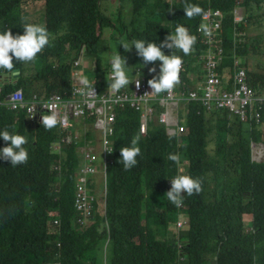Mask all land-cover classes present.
Here are the masks:
<instances>
[{"label": "trees", "instance_id": "1", "mask_svg": "<svg viewBox=\"0 0 264 264\" xmlns=\"http://www.w3.org/2000/svg\"><path fill=\"white\" fill-rule=\"evenodd\" d=\"M122 1L130 3V15L123 20L124 6L118 5L116 23L130 43L145 39L159 45L177 24L188 27L197 37L190 55L179 49H162L165 55L173 52L183 58L179 91L193 89L200 73L195 68L198 55L205 48L196 31L201 15L185 17L184 0ZM188 2L203 10L209 5L222 11L221 43L226 57L217 69L227 74L233 65L230 55L241 56L240 66L246 70L252 92L263 93L264 73L251 68L247 59L262 48L264 0ZM237 4L243 8L245 26L233 21ZM37 5L40 11L33 12ZM22 18L44 24L55 39L35 62L14 61L19 70L16 75L0 69V101L18 88L26 98L33 93L45 97L68 90L72 59L81 50L88 56L96 53L101 29L116 25L101 11L100 0H0V32L10 28L13 35H22ZM253 26L259 28L254 36L249 33ZM234 27L241 32L238 40L231 36ZM134 54L140 59L135 63L141 79L147 82L158 76L160 61L144 65L135 48ZM150 67L156 72L149 73L146 69ZM91 72L86 70L84 75ZM183 107L184 116L177 118L179 124L172 134L156 119L140 133L137 111L129 107L116 110L105 195L97 199L92 191L93 222L84 227L74 222L73 206L82 139L63 143L57 151L54 143L63 134L57 126L46 129L38 117L29 120L24 111L0 103V131L7 128L26 136L29 153L28 162L15 167L0 158V264H50L56 259L55 252H59V264H97L93 251L100 243L102 250L106 243L110 253L103 264H264V153L256 162L251 155L252 142L260 141L264 146L263 129L239 121L228 111L204 110L195 100ZM210 134L214 137L211 148ZM136 135L141 138L138 163L124 170L119 150L130 146ZM7 143L0 138V148ZM169 154H179V162L169 160ZM181 164L185 175L202 180V191L185 194L178 207L165 193ZM57 165L59 170L54 168ZM88 186L93 189L92 180ZM182 212L187 223L175 232ZM54 214L60 221L57 227L51 220ZM244 215L250 216L248 228Z\"/></svg>", "mask_w": 264, "mask_h": 264}, {"label": "built area", "instance_id": "2", "mask_svg": "<svg viewBox=\"0 0 264 264\" xmlns=\"http://www.w3.org/2000/svg\"><path fill=\"white\" fill-rule=\"evenodd\" d=\"M206 10L202 13V17L200 18L201 23L197 26L196 31L201 37L203 36L204 38H207L208 41H205V43L213 48L212 43L218 39L216 36L218 35L219 30L216 31V28L220 26V10L218 8H215L214 11L207 10L208 12H212L210 14L207 13ZM239 14V11H234L233 18L237 19L238 16H240ZM202 26L206 27V32L200 31ZM82 55L83 53L80 52L76 58L72 59L71 63L73 66L81 64L83 60ZM206 56H209L210 59H212L211 61L215 64L222 60V56L217 58L212 53L211 49L200 50L198 57ZM240 64L241 63L238 61L233 62V65L238 69L237 72H233L234 75L231 77H228L227 74L225 76L228 77L227 81L242 85L244 88L236 87L228 89L226 87H219L216 83L217 81H221V76L224 72L217 69L216 66L218 64L209 67L207 62L205 68H203V73L200 79H198L201 83L206 82L207 85H197V88H195L196 90L186 88V95H183L180 91L176 92L174 89L168 93H151L152 89L149 87L148 83L141 78H139V88H137L136 84L133 82L128 85V88L125 87L119 92H113V90L108 87L112 81L111 68L108 71L109 84L107 86L93 84L92 90H87L86 94H83L80 91L82 87L79 83L80 77H77L84 75L83 68H80L71 72L70 86L68 90L58 92L53 91L45 97L33 93L30 99L25 100L21 89L18 88L8 93L0 103L5 104L8 108L13 110H23L29 119L35 117L41 119L42 115H49L52 112H56L58 116V123L56 126L64 133L66 131L70 132L69 128L75 118L80 121L87 120L88 122L94 120L95 124H93V128L90 131H93L98 135V144L91 140H85L82 145L84 146V149L82 147L78 149L81 153L84 166L82 169L79 168L77 177H79L80 181L85 182L86 179L84 175H90V177L95 175L98 171L97 165L100 166L102 175H105V166L112 153L111 135L113 133V120H115L116 110L125 107L126 104L130 105V108L140 114L141 132L145 131L146 121L154 119L162 123L167 130L171 128L176 129L177 124H179V119L177 120L179 117V104H177V101L181 99L186 100L185 97H188V100H197L199 103H202L203 106L207 104L210 105L211 102H214L216 108L224 107V111L234 112L239 118L238 120L243 123H251V121L258 122L261 120V116L264 114V94H253L247 84L246 73L244 72L245 68L240 66ZM137 78L138 77L134 78V80ZM199 89H203V91H199ZM174 95L179 96L175 99ZM251 95L257 96L255 97L256 99L252 98ZM237 98L249 100V102L255 107H252L250 104H246ZM159 104L163 107L160 111L156 108ZM154 112L156 113L154 114ZM256 112H258V114L254 117V113ZM262 121H264V119ZM251 128L253 129V127ZM179 130H182V127H179ZM176 133L178 135L181 132ZM79 136L80 134L76 131H73L71 135L61 136L54 143V148L57 151H60L63 143H70L71 141L76 140ZM104 187L105 185H103V188ZM73 197V206L75 209L74 222L76 220L80 226L91 224L93 222L94 195L88 190L82 188L79 184H75ZM54 215H52V218L54 217L52 224L57 227V225L59 226L60 221L58 216ZM185 224L186 223L180 221L176 223L178 228H181ZM58 256L59 252H55L54 257L56 259L51 264H59Z\"/></svg>", "mask_w": 264, "mask_h": 264}, {"label": "clouds", "instance_id": "3", "mask_svg": "<svg viewBox=\"0 0 264 264\" xmlns=\"http://www.w3.org/2000/svg\"><path fill=\"white\" fill-rule=\"evenodd\" d=\"M183 11L185 17L193 19L202 15L203 9L188 0H184ZM23 34L13 35L10 28L0 32V69L8 73L15 74L17 69L14 61L24 63L35 62L38 54L42 53L45 47L50 46L55 37L48 31L44 24L28 23L27 18H22ZM202 31H207L205 26L201 27ZM197 37L191 34L188 27L177 24L173 32H170L164 40L158 45L154 42L138 39L131 44L128 42L121 43L125 51H129L132 47L136 49L137 55L140 56L144 65L160 61L159 74L153 76L147 81L152 89L151 93L161 94L171 92L180 84V73L183 66V58L180 55H165L162 49H179L187 56L194 51ZM112 81L108 87L113 92H119L127 87L130 83H135L139 88V78L133 79L132 72L129 71L127 61L116 51L111 57ZM149 73L156 72L155 67L148 68ZM79 83L82 85L80 91L86 94L87 90H92L93 84L87 76H81ZM58 123L56 112L49 115L41 116V124L46 129L54 128ZM0 138L7 143V146L0 148V158L10 161L15 167L17 165L26 164L29 159V153L25 145L28 143L27 137L21 134L10 132L7 128L0 131ZM140 136L136 135L131 139L130 146L120 148V162L123 164L124 170H130L137 165V157L141 154L138 146ZM169 160L178 163L179 154H169ZM202 191V180L193 178L190 175H177L171 179V188L165 195L167 199L174 205L179 206L183 202V196H193Z\"/></svg>", "mask_w": 264, "mask_h": 264}, {"label": "rangeland", "instance_id": "4", "mask_svg": "<svg viewBox=\"0 0 264 264\" xmlns=\"http://www.w3.org/2000/svg\"><path fill=\"white\" fill-rule=\"evenodd\" d=\"M118 5H122V7L124 6V9L122 10V12H121V14H122V19L123 20H125V17L127 18V17H129V15H130V3L129 2H127V1H125L124 3H123V1L122 2H119V0H100V9H101V11L103 12V13H105L106 15H108V16H110L111 18H112V20H113V22L114 23H116V17H117V12H118V10H117V7H118ZM209 10V11H214L215 10V8H213V7H210L209 5L204 9V10ZM242 6L241 5H239V4H237L234 8H233V12L234 11H241L242 12ZM203 10V11H204ZM206 10V12L207 13H212V12H208ZM220 10V9H219ZM32 11L33 12H39L40 11V7L37 5V6H34L33 8H32ZM221 12V13H220ZM220 12H219V15H220V17H219V21H220V26H218L217 28H216V31H218L219 30V32H218V35L216 36V38L218 37V39L216 40V41H214L213 43H212V47L213 48H211L210 46H208L206 43H205V38L202 36V38H201V41H202V43L205 45V50L206 49H211L213 52H214V54H215V56L217 57V58H220L221 56H222V59H224V57H226V55L223 53V47H222V43H221V34H222V19H223V14H222V11L220 10ZM240 12V16H238V18L237 19H234L233 18V21L235 22V24L236 23H240V22H242L243 24H244V26H245V23H244V21H245V17H244V15H243V12L241 13ZM35 17V16H34ZM201 17H202V15H201ZM200 17V18H201ZM127 20V19H126ZM255 20V19H254ZM255 21H257V20H255ZM258 22V21H257ZM257 22H255V24H257ZM200 23H201V19H200ZM199 23V24H200ZM254 25V24H253ZM258 25V24H257ZM255 26V25H254ZM252 27L251 29L253 30L252 32H249V33H251L252 34V36H254L255 35V30H259V28H255V27ZM257 27V26H256ZM262 30V29H261ZM201 32H204V31H201ZM231 32V36L236 40H238V39H240V36L238 35V33H241V32H239L235 27L232 29V31H230ZM246 34H249L248 32H245ZM257 34V33H256ZM239 37V38H238ZM215 38V39H216ZM260 38H263L262 39V45H260V47L262 46V48H261V50H260V53L258 52L257 54H253V55H249L248 56V59H247V61H248V63H249V66L251 67V68H253L254 70H255V67H257V65H259L260 64V66H262V67H264V34L260 37ZM213 39V38H212ZM124 42H128L129 44H131L130 43V41L126 38V34L124 33V32H122V29L120 28H118V25H117V23H116V25H112V26H106V27H103L102 29H101V36H100V39H99V42H98V47H99V50H97L96 51V53H93V54H91V55H89V57L90 58H92L91 59V62L88 60V63L87 64H84L83 62H81V64L83 63V65L81 66V69L83 68V71H86V70H89L91 73L90 74H88L87 75V77L89 78V80L90 81H92L95 85H103V86H107V84H109L108 82V71H109V69L110 68H108V65L109 64H111L110 63V61H111V57H112V55L117 51L121 56H122V58H125L126 59V61H127V66L129 67V71L130 72H132L131 74L134 76L133 77V79L134 78H136V77H138V78H140V76H139V74H140V72H139V70H138V66H136V63H135V61H139L140 59L136 56L135 57V54H134V47H132L129 51H125L124 49H123V47L120 45L121 43H124ZM220 48V49H219ZM222 49V50H221ZM81 52L83 53V50H81ZM83 57L82 58H84L85 56H88V55H85L84 53H83V55H82ZM231 56V59H232V62H239V63H242V61H243V58L241 57V56H238V55H235V54H231L230 55ZM227 57H228V55H227ZM137 59V60H136ZM139 59V60H138ZM222 61V60H221ZM221 61L220 62H218V63H216V64H218L216 67L218 68V66H220V64H221ZM197 66H195V68L196 69H198V72H200L199 74L197 73L196 74V86L193 88L194 90H196L195 88H197V85L198 86H206L205 85V82H200L198 79H200V77H201V75H202V73H203V68H204V65H206V63H207V57H198V60H197ZM220 63V64H219ZM237 67L235 66V65H232V69H227V76L228 77H231V76H233L234 74H233V72H237V70L238 69H236ZM133 69H135V70H133ZM108 70V71H107ZM146 70H148V69H146ZM229 71V72H228ZM244 72L246 73V70H244ZM224 75H226V73L225 74H223V76ZM228 77L226 78L225 76H224V78H223V80L221 79V81H217L222 87H226V88H228V89H233V88H236V87H240V86H242V85H239V84H234V83H232V82H229V81H227L228 80ZM246 78H247V74H246ZM248 82V81H247ZM248 84V86H249V88L251 87L250 85H249V83H247ZM178 87L179 86H176L175 88H174V90L176 91V92H178L179 91V89H178ZM243 87V86H242ZM204 89V88H203ZM203 89H199V91H203ZM251 89V88H250ZM14 90H16V89H14ZM14 90H12V91H14ZM185 90V92H180V93H182L183 95H186V89H184ZM192 90V89H191ZM22 91V90H21ZM11 92V91H10ZM9 92V93H10ZM264 92V91H263ZM23 93V92H22ZM8 94V93H7ZM253 94H254V92H253ZM261 94H264V93H261ZM259 95V94H258ZM177 96H179V95H174V98L176 99L177 98ZM252 96V95H251ZM255 96V95H254ZM23 97H24V99L26 100V99H30L31 97H32V95H31V97H29V98H26L25 96H24V93H23ZM257 97V96H256ZM185 98H187V97H185ZM252 98H254L253 96H252ZM184 101H185V99H181V100H178L177 101V104H179L178 106H180V108H181V110H179V117H183L184 116V107H183V105H184ZM189 101H191V100H189ZM195 101H197V100H195ZM186 104V103H185ZM201 105H202V103H200ZM155 105H156V103H155ZM207 105H209V104H207ZM159 106V108L160 109H162L163 107H161V105L159 104L158 105ZM183 107V108H182ZM212 107H214V108H212ZM224 108V107H223ZM223 108H216L215 107V103H212L211 102V104H210V106H203V109L204 110H208V109H211L212 111H215V110H217V109H220L219 111H224V109ZM132 109V108H131ZM19 110H21V109H19ZM134 110V109H133ZM158 110V109H157ZM23 111V110H22ZM227 112V111H226ZM230 114H232V115H235L234 114V112H232V111H228ZM156 112H154V114H155ZM263 113V112H262ZM256 115L258 114V112H256L255 113ZM139 116H140V114H139ZM236 116V115H235ZM26 117H27V114H26ZM29 119V118H28ZM239 119V118H238ZM264 119V114H262V116H261V120H259L258 122H256V121H251V123L250 122H248L249 124H254L255 126H257V127H260V128H262L263 129V131H264V121H262ZM32 120H34V118H32ZM178 120V119H177ZM79 120H77V122L75 121L73 124H72V127H70L69 128V130H70V132L73 130V131H80V128H81V126L82 125H84L83 123H79L78 122ZM114 122V121H113ZM149 122V121H148ZM93 124H95V121L94 120H91V122H86L85 123V126H86V128L88 129V131L87 132H90V130L93 128ZM139 126H140V118H139ZM138 126V127H139ZM75 128H78L77 130H75ZM172 129V128H171ZM170 129H168V131H169ZM140 131V130H139ZM69 131H66L65 133L63 132V134H62V136H68V135H71V133H70ZM141 133V132H140ZM90 134H92V132L90 133ZM169 134H170V131H169ZM172 134V133H171ZM213 135L212 134H210L209 135V137H208V147L209 148H211V147H213ZM76 140H80L79 138H76ZM76 140H74V141H76ZM89 140H91V139H89ZM83 145V144H82ZM82 145H79L78 146V149L80 148V147H82V148H84V146H82ZM251 148L252 149H254V148H259V149H261V150H263L264 149V146H263V144L260 142V141H255L254 143H252L251 144ZM255 152L253 151V150H251V155H252V160H254L255 162L256 161H259L260 159H261V157H262V155H261V157H259V159H258V155H256V154H254ZM80 158H82L81 156H80ZM78 168H77V173H78V170H79V168L81 169L82 168V160L81 159H79V163H78V166H77ZM54 168L56 169V170H59V165H57V166H54ZM97 168H98V172L95 174V177H97V178H99V180L98 181H95V183L92 181V183H94L93 184V188H94V192L96 193H94L95 195H96V198L97 199H101L102 198V196H104L105 195V188H103V184L105 185V177H106V175H102V171H101V169H99V165H97ZM184 164H181L180 165V168H179V175H185V173H184ZM106 172V171H105ZM77 175V174H76ZM88 176V175H87ZM95 177L93 178V179H95ZM78 178L79 177H77L76 178V181L74 182V184L77 182V183H81V182H83V181H78ZM92 179V180H93ZM102 180H104V182L102 181ZM170 183H171V180H170ZM92 195H94L93 193H92V191L91 190H88ZM73 194H74V190H73ZM95 195H94V197H95ZM102 206V205H101ZM178 207H181V205H179ZM53 219H54V217L52 218L51 217V220L53 221ZM179 219H181L182 221L181 222H183V223H187V217H186V215H184V213L182 212V214H180V217H179ZM243 219H244V226H245V228H248L249 226H250V216L249 215H244V217H243ZM178 220V219H177ZM86 226H88V224H85L84 225V227H86ZM176 227H177V225H176ZM185 227V225H183L181 228H184ZM181 228H176V229H173L175 232H177L178 230H180ZM173 230L171 231V233H173ZM107 242V241H106ZM101 244V243H100ZM100 244L94 249V254H95V256H96V263L97 264H103L105 261H107V259H108V257H109V250H108V248L106 249V243H105V245H103L104 247H103V250H102V247L100 246ZM57 245H59V243H57ZM102 262V263H101ZM52 263V262H51ZM50 263V264H51Z\"/></svg>", "mask_w": 264, "mask_h": 264}, {"label": "bare ground", "instance_id": "5", "mask_svg": "<svg viewBox=\"0 0 264 264\" xmlns=\"http://www.w3.org/2000/svg\"><path fill=\"white\" fill-rule=\"evenodd\" d=\"M200 31H202L201 29H200ZM205 40H206V42L208 41V39L207 38H205ZM209 49V48H208ZM208 49H206V50H208ZM210 50V49H209ZM212 53L214 54V52L212 51ZM215 55V54H214ZM207 57V62H208V64H209V67H212V66H215L216 64L213 62V61H211L212 59H210V57L209 56H206ZM80 66V64L79 65H77V66H73L72 65V70H71V72L73 71V70H75L77 67H79ZM205 66L206 65H204V68H205ZM109 68H111V64H110V67ZM110 70V69H109ZM108 71V70H107ZM108 79H109V77H108ZM219 87H222L218 82L216 83ZM108 85V84H107ZM132 85V84H131ZM205 85H207V83L205 82ZM225 87V86H224ZM240 87H242V86H240ZM244 88V87H243ZM124 89V88H123ZM192 90H194V89H192ZM180 92H183V91H180ZM264 93V92H263ZM7 95V94H6ZM253 97H254V99H256L255 97L256 96H254V95H252ZM6 97V96H5ZM238 100H241V101H243L244 103H246V104H250L252 107H255L253 104H251L250 102H249V100H244V99H242V98H237ZM190 100H192V99H190ZM189 100H188V97L186 98V100L184 101V104L185 103H187ZM212 103H214V102H212ZM207 107L208 106H210V105H206ZM125 107H131L130 105H128V104H126L125 105ZM264 108V107H263ZM26 114V113H25ZM235 114V113H234ZM255 116H257L255 113H254V117ZM36 118V117H35ZM34 118V119H35ZM27 119H28V117H27ZM29 120H32V119H29ZM77 118H75V119H73V123L76 121L77 122ZM114 121V120H113ZM79 123H83L84 125H82L81 126V128H80V131H78V133L80 134V136L78 137L79 139H82V141L84 142L85 140H89V139H91V141L92 142H94V143H96V144H98V142H99V137H98V135L96 134V133H94V132H92V134H91V138H88L87 137V135H88V133L89 132H87L88 131V129L86 128V126H85V121H78ZM72 123V124H73ZM141 123V122H140ZM147 124H148V120L146 121V123H145V126L147 127ZM70 127H72V125L70 126ZM146 127H145V130H146ZM78 128H75V130H77ZM139 130H140V126H139ZM170 131V134L171 133H174L175 132V129H170L169 130ZM169 131L166 129V132L169 134ZM77 132V131H76ZM141 132V131H140ZM141 133H145V131L144 132H141ZM252 143H254V142H252ZM251 143V144H252ZM112 144V143H111ZM111 148H112V146H111ZM84 149V148H83ZM252 149V148H251ZM255 153H256V155H258V159H259V157H261V155H262V157H261V159L263 158V150H261V149H259V148H254V149H252ZM113 152V151H112ZM112 154V153H111ZM260 159V160H261ZM81 160H82V158H81ZM110 160V159H109ZM259 160V161H260ZM107 164V163H106ZM83 166H84V163H83V161H82V168H83ZM81 168V169H82ZM99 169H101L100 168V166H99ZM105 169H106V166H105ZM98 172V171H97ZM84 177H85V179H86V181L84 182H81V183H75V184H79L82 188H84L85 190H91V191H93L94 190V188L93 189H91L89 186H88V183L95 177V175H93V176H91L90 177V175H88V176H86V175H84ZM76 178H77V175H76ZM80 179L78 178V181H79ZM103 182H104V180H102ZM74 184V185H75ZM104 185V184H103ZM178 221H182L181 219H179ZM177 221V222H178ZM75 222L76 223H78L76 220H75ZM176 222V223H177ZM186 225V224H185Z\"/></svg>", "mask_w": 264, "mask_h": 264}, {"label": "crops", "instance_id": "6", "mask_svg": "<svg viewBox=\"0 0 264 264\" xmlns=\"http://www.w3.org/2000/svg\"><path fill=\"white\" fill-rule=\"evenodd\" d=\"M241 12V11H240ZM242 13V12H241ZM91 62V58L89 57V56H85L84 58H83V60H82V62L84 63V64H87L88 63V60ZM83 63L82 64H80V66L79 67H77L76 69H80L81 68V66L83 65ZM260 65V64H259ZM255 69L256 70H259V71H261L262 73H264V67H262V66H257V67H255ZM84 72V71H83ZM83 76H85V75H83ZM77 77H81V76H77ZM179 110H181V108H180V106H179ZM178 110V111H179ZM99 180V178H97V177H95V179H93L92 181L95 183V181H98ZM93 183V184H94Z\"/></svg>", "mask_w": 264, "mask_h": 264}, {"label": "water", "instance_id": "7", "mask_svg": "<svg viewBox=\"0 0 264 264\" xmlns=\"http://www.w3.org/2000/svg\"><path fill=\"white\" fill-rule=\"evenodd\" d=\"M18 72H19V70L17 69L16 73H15V74H13V75H16Z\"/></svg>", "mask_w": 264, "mask_h": 264}]
</instances>
